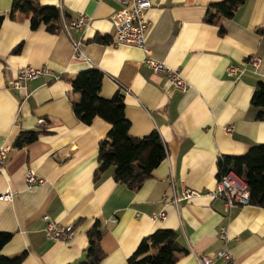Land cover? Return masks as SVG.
Listing matches in <instances>:
<instances>
[{
  "label": "crops",
  "instance_id": "1",
  "mask_svg": "<svg viewBox=\"0 0 264 264\" xmlns=\"http://www.w3.org/2000/svg\"><path fill=\"white\" fill-rule=\"evenodd\" d=\"M37 1L61 10L67 22L82 14L90 25L69 34L49 33L44 25L32 30L29 14L11 20L13 0H0L5 15L0 27V147L9 149L0 171V196L11 195L10 202L0 200V232L11 234L0 254L13 258L25 253L22 264H73L83 259L87 231L97 221L104 233L100 264H127L141 241L157 230L177 233L185 253L177 255L175 264H200L198 257H215L223 250L237 264H264V209L248 204L226 212L223 199L208 195L219 179V157H241L264 144V121L256 118L251 103L256 85L264 83V0H245L232 18L212 23L204 21L209 11L215 13L210 6L224 0H149L148 54L112 44L111 17L121 8L115 0ZM99 37L108 43L93 41ZM79 52L83 57L78 58ZM147 57L176 70L186 88L177 90L164 75H155L144 64ZM250 57L260 58L257 70L248 64ZM230 66L244 71L228 75ZM25 67L49 74L17 88V72ZM91 69L103 74L101 98L123 95L129 135L140 138L156 131L165 145V159L135 193L113 181V168L93 179L99 144L110 126L99 118L83 124L73 113L78 95L70 86L78 73ZM29 131L40 132L37 140L14 148L17 137ZM28 170L44 183L27 186ZM186 190L198 194L183 199ZM45 215L71 225L72 241L48 240ZM222 226L225 243L218 238Z\"/></svg>",
  "mask_w": 264,
  "mask_h": 264
},
{
  "label": "trees",
  "instance_id": "2",
  "mask_svg": "<svg viewBox=\"0 0 264 264\" xmlns=\"http://www.w3.org/2000/svg\"><path fill=\"white\" fill-rule=\"evenodd\" d=\"M245 0H224L210 7L215 13L208 12L204 21L212 23L215 18L230 19ZM30 15V28L44 25L49 33L62 30L60 10L56 7L41 6L37 0H13L7 17L14 20L17 14ZM64 16L69 20L68 16ZM5 15L0 14V27ZM66 19V20H67ZM71 21V20H70ZM96 43L107 44L106 38H96ZM19 48V47H18ZM17 51V47L13 52ZM103 74L98 69L82 71L70 80L72 94L78 100L72 101L75 116L85 125L99 118L110 126L107 137L100 142L97 168L94 181L108 169L113 168L112 179L135 193L150 179L153 171L166 157L165 145L156 131L144 137L129 135L130 123L124 114L123 95L115 94L103 99L99 92ZM252 105L257 109L256 118L264 121V83L256 85ZM40 132H23L14 148H23L37 140ZM218 178L233 171L242 176L248 187V204L264 209V144L250 148L241 157H219L216 161ZM104 233L96 221L87 231V248L82 260L73 264H100L105 253L101 248ZM11 234L0 232V251L10 241ZM185 250L177 242V233L171 230H157L147 236L127 259V264H175L177 255ZM26 254L8 258L0 254V264H22Z\"/></svg>",
  "mask_w": 264,
  "mask_h": 264
},
{
  "label": "built area",
  "instance_id": "3",
  "mask_svg": "<svg viewBox=\"0 0 264 264\" xmlns=\"http://www.w3.org/2000/svg\"><path fill=\"white\" fill-rule=\"evenodd\" d=\"M102 1V0H95ZM121 8L115 12L111 17V23L114 28L113 44L128 45L141 49L146 54L148 51L145 48V30L148 26L146 18L147 11L152 7L149 0H115ZM61 26L67 34L70 30H82L90 25V19L79 14L74 20L67 22L66 17L60 10ZM78 44H75V49L78 51ZM144 64L155 74H164L169 84L174 88L183 91L186 87V82L179 75L176 70L170 69L162 62L156 61L147 57ZM248 64L252 69L257 70L261 64L260 58L250 57ZM244 71L239 67L230 66L227 70L228 75L235 76ZM48 71L44 69H35L25 67L17 72L14 86L17 88L23 87L25 83L36 80L41 77L48 76ZM121 88V86H119ZM124 90V89H123ZM126 91V90H125ZM44 121L40 120L38 124L42 125ZM231 130V129H229ZM8 148L0 147V171L6 163ZM33 171H28L25 175V180L28 186H39L44 183V179L38 178ZM198 193L192 190H186L182 196L183 199H190ZM213 198H221L224 201L225 211L236 207H243L248 205V187L246 182L232 173H227L219 177L216 187L211 193H208ZM0 200L4 202L11 201V195L8 191L0 196ZM178 201V200H177ZM163 214L159 218H163ZM42 220L45 222L44 234L48 240L60 241L62 243L71 242L74 238V229L71 225H65L60 222L50 220L48 216H43ZM219 240L226 242V226L220 227ZM221 260L224 264H237L231 254L226 251H218L215 257L200 256L198 261L200 264H214L215 261Z\"/></svg>",
  "mask_w": 264,
  "mask_h": 264
},
{
  "label": "bare ground",
  "instance_id": "4",
  "mask_svg": "<svg viewBox=\"0 0 264 264\" xmlns=\"http://www.w3.org/2000/svg\"><path fill=\"white\" fill-rule=\"evenodd\" d=\"M117 2V1H116ZM118 3V2H117ZM112 44H113V42H112ZM113 45H115V44H113ZM128 46V45H127ZM133 47V46H132ZM137 48V47H136ZM80 57H83V54L81 53V52H79V57L78 58H80ZM250 59V58H249ZM171 69V68H170ZM155 75H160V74H155ZM161 75H164V74H161ZM180 75V74H179ZM165 76V75H164ZM166 77V76H165ZM167 79V78H166ZM185 81V80H184ZM171 85V84H170ZM187 85V84H186ZM186 88V87H185ZM176 89V88H175ZM178 90V89H177Z\"/></svg>",
  "mask_w": 264,
  "mask_h": 264
},
{
  "label": "rangeland",
  "instance_id": "5",
  "mask_svg": "<svg viewBox=\"0 0 264 264\" xmlns=\"http://www.w3.org/2000/svg\"><path fill=\"white\" fill-rule=\"evenodd\" d=\"M8 153H9V150H8ZM8 153H7V157H8ZM28 171H33V170H28ZM27 171V172H28ZM26 172V173H27ZM34 172V171H33ZM26 173H25V175H26ZM25 175H24V181H25V184L28 186V184H27V182H26V180H25ZM35 175V178H36V174H34ZM38 178H40V177H38ZM248 194H249V192H248ZM10 202V201H9ZM249 203V202H248Z\"/></svg>",
  "mask_w": 264,
  "mask_h": 264
}]
</instances>
